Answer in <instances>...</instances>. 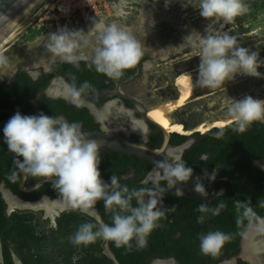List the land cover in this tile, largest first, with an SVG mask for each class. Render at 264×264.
I'll list each match as a JSON object with an SVG mask.
<instances>
[{
  "label": "clouds",
  "instance_id": "clouds-1",
  "mask_svg": "<svg viewBox=\"0 0 264 264\" xmlns=\"http://www.w3.org/2000/svg\"><path fill=\"white\" fill-rule=\"evenodd\" d=\"M165 2L167 5L170 0ZM198 2L200 16L224 24L233 23L237 17L249 11L243 0ZM190 3L191 0H183L185 8ZM197 42L200 46L197 86L215 89L234 81L238 75L264 78V73L259 71L264 67V58H258L259 53L238 46L236 37L228 32L207 26L203 35L191 32L183 43L195 46ZM88 48L91 51L86 53L85 49ZM46 49L52 57L76 65L90 59L98 72L113 79H119L125 70L135 67L144 55L141 42L128 27L118 23L105 25L102 21L93 23L87 32L83 29L72 30L67 26L60 27L48 34ZM7 62V58L0 54V67L6 66ZM88 87L85 83L80 90H73V97L78 99ZM227 111L235 124V130L241 133L255 121L264 122V100L251 95L236 100ZM3 131L8 149L19 158L15 164L21 173L50 182L64 206L79 209L97 221L96 231H93L96 227L93 223L80 225L70 238L76 245H87L102 238L117 247L131 249L134 240L138 247H144L147 236L165 214L164 209L158 207L162 205L163 194L168 189L176 188L174 195L182 197L184 192L176 186L187 184L193 179V168L176 156L171 158V162L169 158L158 161L154 169L157 177L167 181L166 188L154 184L151 189H130L127 185H121L115 175L107 183L101 178V149L97 141L89 139L82 131L81 124L69 123L63 117L44 113L38 116L22 115L17 112L9 119ZM207 178L214 181L216 172L208 174ZM195 179L194 191L206 197L205 185L199 182V176ZM100 201H103L105 211L111 213V225L103 223L96 209ZM242 206L243 217L253 215L251 207L237 205L238 208ZM219 207L212 210L213 214H218ZM197 211L207 213L209 208L201 204ZM203 220V216L198 218V222L202 223ZM255 231L264 233V220L259 221ZM199 239L200 251L215 258L230 236L213 231L201 235Z\"/></svg>",
  "mask_w": 264,
  "mask_h": 264
},
{
  "label": "trees",
  "instance_id": "trees-1",
  "mask_svg": "<svg viewBox=\"0 0 264 264\" xmlns=\"http://www.w3.org/2000/svg\"><path fill=\"white\" fill-rule=\"evenodd\" d=\"M142 60V59H141ZM139 61V64L141 62ZM137 71L136 66L124 71L119 79L109 78L105 74L98 72L91 60L80 61L78 65L57 61L54 63L50 72L43 73L38 79H33L27 70L21 67L17 70L13 77H5L4 82L0 84V121L8 119L11 114L6 110L19 109L22 115H39L44 113L48 116L65 115L69 123H79L82 126V131L98 130L99 122L85 105L71 103L64 98H53L44 93L52 76H64L72 85L74 90H80L82 85L87 83L89 87L81 92L80 97H85L88 100V94L101 92L104 89L114 87L115 82L123 81L133 76ZM10 81L7 85L6 83ZM105 99H94L97 104L102 105ZM225 131L229 139L242 141V150L249 153L253 159H264V123L255 121L246 128L244 132L235 130V124L232 122L229 125L219 128ZM163 134L160 133L155 140V145L159 146L163 140ZM173 142H180L186 138L180 133L173 134ZM154 137V138H155ZM154 144V142H150ZM234 142L226 141L221 143V148L228 152V147L234 146ZM200 147L197 146L196 148ZM234 152V151H233ZM230 152L233 157L235 153ZM226 155V154H225ZM104 156L122 163V169L133 167L136 188H152L150 183L138 184L146 174L151 170L153 164L141 158L121 153L108 152ZM113 157V158H112ZM19 159L13 152L8 149L4 139H0V181L5 182L6 187L14 192H19V184L21 183L22 174L16 167L15 160ZM22 159V158H21ZM238 167L236 170L235 180L238 183V194L236 198L230 199L225 204L224 209L229 213L223 217L204 219L203 222H198L197 217L190 219L186 217L187 227L181 234L174 238L171 245L165 244L162 236H168V230L177 228L173 222H169V217H163L166 220L160 227H156L148 236L144 247H138L135 240L132 242L131 249L125 246L117 247L110 241L112 250L114 251L117 260L120 264H150L153 257L158 254L169 255L173 254L178 259L180 264H216L221 260L235 256L240 250L241 237L249 224L258 222L264 217V171L257 166H251L249 170L242 167L240 164L246 163L245 157L239 158ZM227 162V161H226ZM228 163V162H227ZM229 165V164H228ZM231 165V164H230ZM230 167V166H229ZM232 167V165H231ZM249 171V172H248ZM14 179H13V175ZM139 185V186H138ZM135 188V187H134ZM48 193L51 196H58V192L54 190L52 184L47 182L37 192L36 195ZM173 201L179 206L173 205L165 209L166 214H173L176 210H185L183 203L187 197H177L174 192L171 193ZM24 196H27L24 194ZM229 198L231 195H224ZM133 203H136L133 200ZM182 204V205H181ZM247 205L253 210V215L243 217L244 207L238 208L237 205ZM182 206V207H181ZM80 215L76 211L64 214V217L59 220L58 227L53 233H57L55 243L59 245V251L54 253L55 257L51 260L55 264H116L110 255L105 251L101 240H96L94 243L80 245L73 244L71 237L74 236L81 224L86 221H80ZM194 221H197L195 223ZM8 228L9 234L13 236L16 247L23 250L27 245V251L31 252L32 260L25 261V264H46L44 260V252L49 248L47 236L44 233H36L34 231H25V222H15ZM75 222V223H74ZM91 222V221H88ZM7 223H10L8 220ZM209 228V229H208ZM163 231V233L160 232ZM95 231V230H93ZM220 231L230 236V240L224 245L220 254L213 258L210 255H205L200 251L199 237L208 232ZM59 235L63 240H58ZM15 247V248H16ZM81 247V248H80ZM17 248V249H18ZM240 264H248L240 261Z\"/></svg>",
  "mask_w": 264,
  "mask_h": 264
},
{
  "label": "rangeland",
  "instance_id": "rangeland-1",
  "mask_svg": "<svg viewBox=\"0 0 264 264\" xmlns=\"http://www.w3.org/2000/svg\"><path fill=\"white\" fill-rule=\"evenodd\" d=\"M243 2L248 5L249 11L241 17H237L231 24L220 22L223 24L221 30H219V23L211 26L215 20H207L200 16L198 0H191L186 8L183 6V0H170L167 5L165 0H147V5H143L140 0L128 3L129 8L127 9L133 13L127 19L120 20L118 23L128 25V28L141 42L143 51L153 55L154 61H152L153 63L150 64L149 68L141 72L137 79L125 87L136 92L137 97L143 99L150 107L157 102L177 96L172 89L174 78L182 70L189 71L193 75L194 94L196 96L194 95L181 109L192 110L197 107L208 106L210 102H216L214 113L208 115L207 120L221 116L220 113H225V110L227 112L225 114H228L227 109L229 106L246 95H251L256 99H264V78L258 79L238 75L234 81L226 82L215 89L197 86L200 46L198 42L195 46L183 43L184 38L189 33L199 32L203 35L205 33L203 28L206 29L207 26H210L217 31L228 32L230 35L235 36L238 46L245 47L250 52H257L259 53L258 58H264V0H243ZM107 12L104 14L107 16L106 20L108 22L119 19L116 11L110 9ZM49 16L50 13L45 6L37 11L28 23L20 40L2 54L8 62L6 66L0 67V82L5 75L14 74L20 67L31 68L27 63V59L38 58L45 63L59 59L58 57H52L46 49L48 34L58 30L55 26L47 25L46 21L50 19ZM75 23V21H72L66 26L72 29ZM87 23L92 22L88 20ZM80 27L72 30L85 28V26ZM90 51V48L85 49L86 53ZM165 53L167 54L165 55ZM259 71L264 73V67H261ZM246 92L249 94H246ZM222 98L225 100L223 103L220 102ZM173 117H178L177 111L173 113ZM204 120L201 122H204ZM195 129L193 128L191 131ZM262 165H264V162ZM1 189L2 184L0 182V263L25 264V261L32 260L31 252L27 251V245L24 246L23 250L16 247L13 236L8 232V228L14 223L13 218L14 221H17L18 218L14 217L13 212H10L7 208ZM24 212L26 211L18 210L14 214L21 215ZM30 213L36 218L34 221H24L26 223L24 229L29 231L34 229L40 231L42 229L40 232L48 235L49 248L44 252V260H47L46 264H55V261L51 258L55 257L53 254L59 251V245L54 242L58 234L53 233L56 223L44 219L41 211L29 210L28 214ZM8 220L10 223H7ZM61 237L59 235L58 240H63ZM99 240L103 244L104 240L102 238H99ZM261 257L264 258V251L261 253Z\"/></svg>",
  "mask_w": 264,
  "mask_h": 264
},
{
  "label": "flooded vegetation",
  "instance_id": "flooded-vegetation-1",
  "mask_svg": "<svg viewBox=\"0 0 264 264\" xmlns=\"http://www.w3.org/2000/svg\"><path fill=\"white\" fill-rule=\"evenodd\" d=\"M215 23L220 24V22L214 21V22H212L211 26L214 25ZM166 54L167 53H165V55ZM141 59L142 60H141L140 64L138 63L136 65L137 71L133 76L129 77L126 80L115 82L113 88L103 90V91L109 90L112 92V94H110L109 96L99 97L98 99H103V98L105 99L103 101L102 105H100V106L95 101H93L94 99H97V98H90L89 97L90 94H88V98L91 100H88L85 97H79L78 99L74 98L72 95V92L74 90L72 85L67 81V79L64 76H61V75H56V76L51 77L48 86L44 90V93L47 96H50L53 98H64L71 103H77L79 105L87 106L89 108V110L91 111V113L94 115V117L99 122L98 130H94V131H106V130H108V131H117L119 133L126 134V135L129 134V136L131 138H133L137 141L144 142V143H146L152 147H155V148H161L164 144V141H165V134L158 126H156L150 122H147V125L145 123L146 128L143 130V132L132 131V132L128 133L124 129V126H126L125 124H127V122H129V120L142 119V117H143L142 112L144 110V107L149 109L148 105L144 102V100L137 97L136 92L125 87L127 84H129L130 82L137 79L139 77V75L141 74V72L144 69H146V67H145V66H147V65H145L146 62L149 61L150 63H153L152 61H154L153 55H151L148 52H144V55ZM57 61H61V60L60 59H54L51 63L50 70L45 71L44 69H42V72L38 76V78L43 73L50 72L53 68L54 63ZM61 62H64V61H61ZM149 67H150V65H149ZM149 67H147V68H149ZM21 68L27 70L28 73L30 74V72L27 68H25L24 66ZM17 70L15 71V73L17 72ZM6 76L7 77H13V73L10 75H5L3 80L0 82V84H2L4 82V79ZM30 76L32 77L31 74H30ZM57 76L62 77L70 86L71 91L69 90L70 91L69 95L65 96L63 94H56V93H53V91L51 90L52 84L55 80V77H57ZM38 78H36V79H38ZM9 83H10V81H8L6 84L8 85ZM119 83H121L120 88L123 91V93L130 96V97L136 98V100H138L142 104V106L138 105L136 101H133V100H130L129 98L121 96L119 94L118 88H117ZM220 102H221V100H220ZM109 104H111V106L117 107L120 110V113L116 114L117 117L115 115L111 116V114H109V112L107 111V106ZM197 109H200V108L197 107ZM194 110H195V108L192 110L180 109L179 111H177L179 116L177 118H174V117L173 118L175 120L184 121L181 118V115L191 113ZM226 115L228 116V114H226ZM57 117H63L66 119L65 115H59ZM117 118H118V120H117ZM204 119L205 120L203 123L207 124V125H210L214 121V118L207 120V118L205 117ZM195 120L198 123L199 119H195ZM114 126H118L119 129H114L113 128ZM219 128H222V127L212 126L209 130H207L205 132L199 131L198 129L192 130L191 133H189V134H183L186 136V138L180 142H173V137H174L173 134L178 133V132H171V136L169 138V149H167L165 151V155L169 158L170 161H171L172 157L178 156L185 162L186 165L193 168V170H194L193 179L187 183V186H189L191 189H193V185L196 182L195 177L199 176V182H201L205 185V188L207 191L206 197L209 199L210 203H206L205 200H203V199L187 196L184 194V196L187 197L183 203V206L186 209L181 210V211L176 210L175 212H173V214H166L165 209L167 207H169L171 205H173V207H177V206H179L180 203L176 204L173 201L174 198L172 197V195H170L173 192L175 193L176 189H174L173 191L168 192L166 194H163L162 205H158V207H162L164 209L165 214L163 217L168 216L169 222H173L177 227L175 230L173 228H171L170 231L168 230L167 231L168 236H162V238L160 240H162L165 244L171 245V242H172L171 240H173L174 238H177L181 234V232L188 226L187 225L188 223L185 219L186 217L193 219V217L199 218V217L203 216L204 219L208 220V219H212V218L223 217L229 213V211H226V209H224V207H225L224 203H227L228 200L237 197L238 183L239 182H236L235 175H236V170H237L238 163H239L238 160L240 157L246 158V163L243 165L242 164H240V165L242 167H245L247 170H249V168L251 166H257L264 171V165H262V163L264 162V159H261V160L260 159H258V160L253 159L249 153L245 152V150H242V141H240V140L233 141V140L229 139V136L227 135V133H225V131L220 130ZM84 131H87V130H84ZM160 133L163 134L162 135L163 140H162V143L159 146H157V145H155V140H157L156 137H158ZM226 141L234 142L233 143L234 146H230L231 144L229 145L228 152H225V150L222 149L221 145H220L221 143H224ZM150 142H154V144H152ZM199 145H200V147L196 148ZM170 150H175L177 153H174V151L171 152ZM230 152L235 153L233 155V157L230 155ZM105 153H108V152H100L101 164H100L99 168L101 171V178L105 182L110 183L111 176L115 175L118 178L119 183L121 185H127L130 189H132L134 187L136 188L137 182L135 181V178H134V172H135L134 168L133 167H127L126 169L123 170L122 169V165H123L122 163L120 164V162L114 161V160L110 159L108 156L107 157L104 156ZM111 153H114V152H111ZM230 164L232 165V167ZM154 169H156L155 164H153L151 170L146 174V176L143 179H141L138 182V184L150 183L152 185V188H153L154 184H159V186L161 188H166L167 187V181L157 177L155 172H154ZM212 172H216V178L214 181H211L207 178L208 174H210ZM0 182L2 184L1 191L3 193V197L6 201L7 208L9 210H11L10 208L12 205H10L9 201L7 200V198L5 197V194H4L5 190H10V189L6 187L5 182H3V181H0ZM47 182L48 181H45L43 178H33L31 176H25V174H22L21 183L19 184V188H18L19 192H14L11 190L12 195H10L8 193L10 195V198L13 199V206H12L13 207V209H12L13 210L12 211L13 216L18 218V220L15 222H24V221L26 222L27 220L34 221L36 217L35 216L33 217V215L31 213L28 214V211L29 210L41 211L43 213L44 219H48L52 223L55 222L56 223L55 226L58 227L59 220H61L64 217V214H66L68 212H72L75 210L78 215L81 214L80 218H79L80 221H86V222L91 221L90 223H93L94 225H96V227H94L93 230H95V231L97 230L98 223L92 216L83 213L79 209H72L70 207L64 206V204L60 200L59 196H51L48 193H44V194H41L39 196L36 195L38 190ZM149 189H151V188H149ZM24 194L27 196H24ZM228 194H230L231 196L229 198H226V196H224V195H228ZM45 195H48L50 197V199H44ZM184 196H182V197H184ZM157 198L160 199V197H157ZM146 199H147V197H146ZM53 203H56L55 205H57V206L51 205ZM135 204L136 203H133L134 206H135ZM201 204H206L208 206L209 211L207 213H200L197 211L198 206ZM220 205H223V207H219ZM218 207H219L218 214H213L212 210L217 209ZM96 209L98 210L99 215H100L103 223L111 225L112 224L111 213H107L105 211L103 201H100L97 203ZM18 210H25L26 212L22 213L21 214L22 216L17 214V213L14 214V212H17ZM52 214H53V216H55L56 214L57 215L55 217H53V216L51 217L50 215H52ZM163 217H161L157 221V224H158L157 227H160V225L162 223H164L165 224L164 229H166L167 228L166 227V220ZM19 218H22V219L20 220ZM263 218L264 217H262L260 220H262ZM194 222L197 223V221H194ZM255 223H257V222H255ZM255 223L249 224L247 226V228L245 229V231L241 237L240 250L235 256H232V257H237V264H240L239 260L247 262L248 264H253V263L256 264V261L252 260L251 258H249L247 256L244 257L243 254H241L242 250H243V242H244V238L246 236V232H248L249 228ZM41 230L42 229H40V231ZM25 231H29V230L25 229ZM32 231H34L36 233L40 232L36 229H34ZM160 232L163 233L162 230H160ZM257 235H259L260 239H263V241H264V233H262V234L258 233ZM80 246L82 247L83 244H80ZM103 247H104V249L108 255H110L108 252V249H107L108 247L114 253V251L111 248L110 241L104 240ZM259 252H260V250H259ZM114 255H115V253H114ZM170 258H173L177 264H180L178 262V259L173 254H169V255L158 254L157 256L152 258L150 264H153L154 262L156 264L160 261L162 262V261H165V260L170 259ZM259 258H260V260H259ZM261 258L262 257L260 256V253L256 254V252H255V259L258 260V264H264V258L263 259H261ZM227 259H229V258H227ZM156 260H158V261L156 262ZM221 261H223V260H221ZM217 263H219V262H217Z\"/></svg>",
  "mask_w": 264,
  "mask_h": 264
},
{
  "label": "bare ground",
  "instance_id": "bare-ground-1",
  "mask_svg": "<svg viewBox=\"0 0 264 264\" xmlns=\"http://www.w3.org/2000/svg\"><path fill=\"white\" fill-rule=\"evenodd\" d=\"M45 0H39L1 39H0V54H3L7 49H9L12 45H14L18 40H20L21 36L24 34L25 29L28 26V23L33 18V16L36 14V11L38 8L42 5V3ZM134 2L135 0H117L115 4V8L117 9L116 12L119 16V19L113 22H108L106 20V15H100L98 18H95L92 23H89L88 26H85L84 31L87 32L95 22L102 21L105 25H110L112 23H118L120 20L127 19L133 12L129 11L127 8L128 3ZM143 5H147V0H140ZM132 8V6H131ZM136 9V7H135ZM119 24V23H118ZM217 24V23H215ZM124 26L128 27L127 24ZM223 27V24H219V30H221ZM75 29V28H72ZM205 31V28L203 29ZM42 57V56H41ZM40 57V58H41ZM45 58V57H44ZM27 63L31 67H36L41 64H46L48 62H43L41 59L36 58H30L27 59ZM151 63L147 64V67H149ZM60 78L55 79L51 90L53 93L56 94H63V95H69L70 93V87ZM202 88V87H201ZM172 89L176 92L177 96L167 98L164 101L157 102L156 104H153L148 109V116L150 119L154 120L155 122L159 123L166 132H178L182 134H189L191 133V129L196 128L199 131L205 132L209 130L212 126H218V127H225L228 124L232 123V119L227 116L225 113H220L221 116H217L214 118V121L210 124H204L201 122L204 120L205 117L208 115H211L214 113V107L216 106V102H210V104L204 107H201L200 109L195 108L194 111L191 113L181 115V118L184 121L175 120L173 118V113L176 111H179L183 106H185L192 97H194L195 93V83L193 79L192 73L186 70H182L178 72L174 78L173 81V87ZM197 89V88H196ZM161 90V89H160ZM155 93V92H154ZM246 94H249L246 92ZM245 95V94H244ZM196 96V95H195ZM153 97V96H152ZM198 97V96H197ZM239 98V97H238ZM264 100V99H260ZM225 100L222 98L221 103H223ZM234 102V101H232ZM223 109V108H222ZM227 109V107H226ZM228 110V109H227ZM107 111L111 116H116V114L120 113V110L115 107L111 106L109 104L107 106ZM182 111V110H181ZM181 114V113H180ZM179 116V115H178ZM195 119H199L198 123ZM195 120V121H194ZM202 123V124H201ZM124 129L126 132L130 133L132 131H139L143 132V130L146 128L145 121L143 119H136V120H129L127 124H125ZM114 129H119L118 126H114ZM171 152L174 151V153H177L175 150H170ZM5 197L9 201L10 205L13 206V199L10 198V195L4 191ZM47 199V198H44ZM56 203H53L51 205H55ZM11 206L10 212H12L13 207ZM63 209V208H62ZM60 213V212H59ZM57 215V214H56ZM51 217L53 216L50 215ZM258 225L251 227L248 231L245 241H244V247H243V255L244 257L247 256L251 258L252 260L256 261V264H258V260L255 259V252L261 253L264 251V241L263 239H260V236L257 235L258 232L255 231V228ZM262 234V233H261ZM260 250V252H259ZM263 259V258H261ZM260 260V258H259ZM1 264V263H0ZM156 264H172L171 261H160ZM227 264H231V262H228Z\"/></svg>",
  "mask_w": 264,
  "mask_h": 264
},
{
  "label": "water",
  "instance_id": "water-1",
  "mask_svg": "<svg viewBox=\"0 0 264 264\" xmlns=\"http://www.w3.org/2000/svg\"><path fill=\"white\" fill-rule=\"evenodd\" d=\"M39 0H0V39L38 2ZM51 62H48L46 64H41L36 67H25L29 70L30 74L34 79L38 78V76L41 74L42 69L45 71L50 70L51 68ZM150 63L149 61L146 62L145 65ZM147 69V66H145ZM31 69V70H30ZM15 73V72H14ZM62 79L67 85L68 83L60 76L55 77V79ZM121 83L118 84V92L121 96L129 98L130 100L136 101L138 105L142 106V104L136 100V98L130 97L123 93V91L120 88ZM69 86V85H68ZM70 87V86H69ZM71 91V88H70ZM112 94L111 91L105 90L102 92H97L94 94H90V98H99L102 96H109ZM8 111L11 116L3 121H0V139H4V127L9 121V119L14 116L17 112L20 113L19 109L16 110H6ZM142 119L145 121L146 125L147 122H150L156 126H158L165 134V141L161 148H155L152 147L144 142L137 141L129 136V134H122L117 131H83L89 139H94L97 141L98 145L100 146L101 151L100 152H121L126 153L138 158H141L143 160L149 161L153 164H157L158 161H164L165 158H168L165 155V151L169 149V138L171 136V132H166V130L157 122L150 119L148 116V108L144 107V110L142 112ZM169 162H171L169 160ZM176 187H179L182 189L185 195L200 198L205 200L206 203H210L209 199L205 196H202L199 193H196L193 189H191L187 184H178ZM176 188L168 189L164 194L173 191ZM7 193L12 195L11 190H5ZM44 198L50 199L48 195H45ZM25 203V202H24ZM26 204V203H25ZM29 204V203H28ZM56 216V215H55ZM53 216V217H55ZM264 220V218L262 219ZM259 224V222L253 224L251 227ZM250 227V228H251ZM249 228V230H250ZM248 230V231H249ZM248 232H246L247 235ZM246 237V236H245ZM245 241V238H244ZM244 247V242H243ZM108 252L110 256L113 258L116 264H120V262L117 260L114 253L110 250L108 247ZM243 254V250L242 253ZM244 256V255H243ZM158 260H156L157 262ZM165 261H171L172 264H177L173 258L167 259ZM228 262H231V264H237V257H232L229 259H225L217 264H227ZM253 263V262H252ZM155 264V262L153 263ZM254 264V263H253Z\"/></svg>",
  "mask_w": 264,
  "mask_h": 264
},
{
  "label": "built area",
  "instance_id": "built-area-1",
  "mask_svg": "<svg viewBox=\"0 0 264 264\" xmlns=\"http://www.w3.org/2000/svg\"><path fill=\"white\" fill-rule=\"evenodd\" d=\"M117 0H45L37 11L44 6L50 13L47 19V25L60 28L62 25H68L69 22L75 21L72 28L87 26L88 20L91 22L95 17H99L107 11L115 8ZM36 11V12H37ZM97 17V18H98ZM46 23H44L46 25Z\"/></svg>",
  "mask_w": 264,
  "mask_h": 264
}]
</instances>
